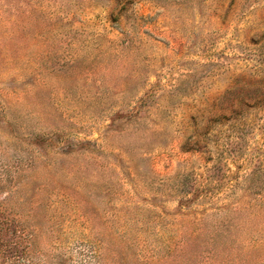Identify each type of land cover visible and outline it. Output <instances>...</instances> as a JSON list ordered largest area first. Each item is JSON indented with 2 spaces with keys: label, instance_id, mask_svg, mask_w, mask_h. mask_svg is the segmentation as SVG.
Instances as JSON below:
<instances>
[{
  "label": "rangeland",
  "instance_id": "374dc122",
  "mask_svg": "<svg viewBox=\"0 0 264 264\" xmlns=\"http://www.w3.org/2000/svg\"><path fill=\"white\" fill-rule=\"evenodd\" d=\"M0 264H264V0H0Z\"/></svg>",
  "mask_w": 264,
  "mask_h": 264
}]
</instances>
